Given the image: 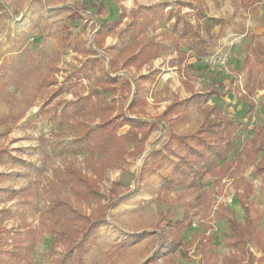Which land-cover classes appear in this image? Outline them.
Masks as SVG:
<instances>
[{
	"label": "rangeland",
	"instance_id": "1",
	"mask_svg": "<svg viewBox=\"0 0 264 264\" xmlns=\"http://www.w3.org/2000/svg\"><path fill=\"white\" fill-rule=\"evenodd\" d=\"M82 1L0 0V148L15 160V165L0 167L8 176L0 180V251L10 249L14 232L26 224L35 232L29 264H53L64 251L49 230L55 222L47 209L56 193L46 190L55 182V173L72 163L90 174L102 161L90 152L69 151L75 135L73 121L58 124L52 119L69 102L91 96L111 105L110 112L81 115L78 120L88 127L119 113L152 121L174 98L184 102L190 96L187 84L194 93L214 91L217 95L205 104L189 107L184 124L173 128L175 133L188 134L198 128L205 108L214 110L210 119L219 115L235 120L240 128L228 161L258 132L264 133L263 92L254 93L251 112L241 101L246 87L264 79V60L250 53L251 48L264 47V3L254 15L245 12L239 0H88L81 18L69 21L73 5ZM186 4L191 7H184ZM156 5L164 7L160 18L147 22L136 35L126 34L133 10ZM197 10L222 23L212 31L209 55L201 59L191 56L185 40L172 31L175 18H166L174 14L195 26ZM105 20L113 27L97 41L99 24ZM150 41L162 46L156 57L142 66H126V58ZM177 48L186 53L185 59L179 57ZM89 60L96 61L92 69L87 66ZM103 72L130 82L129 91L108 85ZM135 86L139 89L136 103ZM169 130L168 125L158 123L141 152L133 156L130 154L136 153L137 146L130 141L123 160L106 169L98 196L82 206L89 213L98 205L125 197L120 205L108 207L107 222L98 231V245L86 257L88 264H145L156 244L158 215L180 219L179 206L156 200L170 164L151 153L161 147ZM119 134L128 139L127 127ZM256 148L255 143L251 163L242 161L234 166L233 179L242 178L251 185L247 203L258 216L260 239L230 237L226 219L240 223L245 219L233 179H223L218 188L209 177L199 182L201 192L210 197V207L198 211L183 236L185 242L194 233L212 238L210 264H259L264 260V175L254 170L262 154H256ZM186 192L174 189L169 195ZM230 197L231 204L227 202ZM199 257L200 247L194 244L178 251L175 264H199Z\"/></svg>",
	"mask_w": 264,
	"mask_h": 264
},
{
	"label": "trees",
	"instance_id": "2",
	"mask_svg": "<svg viewBox=\"0 0 264 264\" xmlns=\"http://www.w3.org/2000/svg\"><path fill=\"white\" fill-rule=\"evenodd\" d=\"M88 0L73 5L69 21L79 20L81 14L86 12ZM264 0H239L240 7L248 13L256 15ZM184 7H191L186 4ZM163 6L138 7L131 12V22L125 27L126 34L136 35L143 31L145 24L161 17ZM122 15L119 16V19ZM167 20L172 23V31L178 34V39L185 40L189 54L199 59L207 57L210 51V44L213 42L212 31L215 27H221V21L206 17L197 10V24L191 26L189 23L174 14H168ZM113 24L107 20L100 22L97 34V41L103 39L105 31H110ZM159 43L150 41L135 54H130L126 60V66H142L150 59L156 57L161 51ZM180 58L185 59L186 53L178 50ZM250 53L254 56H261L264 60V47L261 50L251 48ZM89 68L96 66L95 60H89ZM264 71V67L262 68ZM77 78V76H73ZM103 79L108 85L120 87L129 91L130 82L120 81L117 77H110L103 72ZM145 80L146 78H141ZM190 91V96L184 101L174 98L162 112L152 121H142L123 114L114 116H104L94 127H88L78 120L82 115L89 113L110 112L111 105L103 98L85 96L69 102L52 119L60 124L62 122L73 121L75 128L74 138L69 146L72 153L90 152L102 158L101 163L93 168L90 174H86L80 166L72 163L68 164L61 172L55 173V182L50 183L47 193H56V197L49 202L48 213L56 223H51L55 238L62 243L63 253L53 262V264H88L86 257L89 252L98 245V231L107 222L106 211L109 206L116 207L125 201L122 197L116 201H111L98 205L94 211L86 213L82 206L85 202L95 199L99 194V185L103 181L106 169L123 160L126 149L130 141L136 144V155L141 152L143 142L148 135L156 130L158 123L169 126L170 130L166 134V139L161 147L152 152L153 156H160L163 162H169L170 172L162 177L161 185L156 200L162 204L176 205L180 207L181 217L173 221L167 214L160 213L154 226L157 232L155 247L145 264H175V259L179 250H186L198 244L200 247L199 264H210L212 238L210 236L198 235L194 233L188 242L184 241L183 233L188 231L194 218L201 208L210 207V197L201 192L199 182L206 177L213 179V185L218 188L223 179L234 176V166L242 161L252 162V146L257 144L256 154L262 153L259 160L254 164V170L259 175H264V133L261 130L250 141L235 154L232 161H228V156L233 151V139L240 128V123L233 119L219 115H214L213 109L205 108L204 121L193 132L188 134H177L174 132L176 126L184 124L186 121L185 112L192 105L200 106L205 104L210 98L217 95L211 91L207 93H194ZM256 90L263 92L264 79L257 80L255 85L246 87L241 95L242 103L253 111L255 104L253 95ZM134 103L139 99V89L135 86ZM20 116L15 117V122ZM127 127L128 139L119 134L120 130ZM15 160L10 152L5 148H0V167L6 164L15 165ZM8 177L0 172V180ZM234 191L237 202L240 205L244 221L237 222L235 218H227L226 223L231 239H238L241 235H246L252 239H260L261 233L256 228L258 219L253 208L247 203V196L251 193V185L244 179L239 178L234 181ZM61 189H66L60 194ZM174 189H186L185 195L170 197L169 193ZM2 191L0 190V193ZM10 199L13 197L11 193ZM34 229L23 224L14 232V239L10 241V249L0 251V264L8 261L23 262L29 264L30 255L34 250L35 241ZM259 264H264L261 260Z\"/></svg>",
	"mask_w": 264,
	"mask_h": 264
},
{
	"label": "built area",
	"instance_id": "3",
	"mask_svg": "<svg viewBox=\"0 0 264 264\" xmlns=\"http://www.w3.org/2000/svg\"><path fill=\"white\" fill-rule=\"evenodd\" d=\"M227 202L229 203V204H231L232 202H233V198H229L228 200H227Z\"/></svg>",
	"mask_w": 264,
	"mask_h": 264
}]
</instances>
